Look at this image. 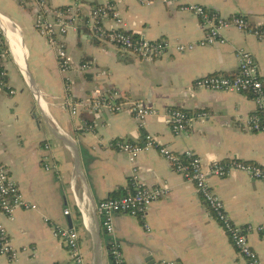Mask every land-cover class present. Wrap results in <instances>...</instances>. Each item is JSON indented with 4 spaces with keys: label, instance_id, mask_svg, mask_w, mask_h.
Returning a JSON list of instances; mask_svg holds the SVG:
<instances>
[{
    "label": "crops",
    "instance_id": "crops-1",
    "mask_svg": "<svg viewBox=\"0 0 264 264\" xmlns=\"http://www.w3.org/2000/svg\"><path fill=\"white\" fill-rule=\"evenodd\" d=\"M47 1L53 8L70 4V0ZM151 1L148 5L138 0H82L81 5L87 12L91 6L115 4L136 40L174 44L203 39L200 20L182 12L181 4L203 5L227 18L244 16L252 24L264 25V0ZM36 9L34 0H0V31L8 51L0 69L8 72L9 85L0 88V162L24 197L38 207L17 210L13 220L0 210V226L19 251L17 260L0 256V264H73L46 219L78 232L86 264H112L108 249L112 236L102 226L97 205L132 193L135 175L149 186H166L168 194L151 206L145 219L115 215V236L127 264H246L195 186L156 150L142 152L132 163L128 154L110 144L120 139L138 144L152 134L160 145L176 153L191 150L207 165L239 157L264 166V132L243 127L257 110L250 94L188 92L199 77L235 75L240 51L253 55L264 81V42L229 28L222 32L225 43L184 54L171 49L148 61L104 44L81 28L67 36L74 68L64 74L56 51L34 28ZM84 62L90 68L81 73L77 66ZM110 91L140 102L153 114L144 120L128 112L96 116L84 111L73 116L67 106L70 98L79 101ZM173 110L194 119L180 134L171 127ZM89 125L97 126L95 133ZM210 184L236 224H264L261 182L235 172L211 178ZM249 241L264 264V235L253 232Z\"/></svg>",
    "mask_w": 264,
    "mask_h": 264
},
{
    "label": "built area",
    "instance_id": "built-area-1",
    "mask_svg": "<svg viewBox=\"0 0 264 264\" xmlns=\"http://www.w3.org/2000/svg\"><path fill=\"white\" fill-rule=\"evenodd\" d=\"M26 0H20L25 2ZM37 9L34 13V28L37 33L45 38L49 46L56 51L57 59L62 73L74 68V62L67 48V36L70 32H79L84 28L91 36L109 46L134 54L142 59L152 61L163 56L168 50L178 53H189L197 47H206L225 43L226 38L222 32L229 28H235L240 32L254 36L260 42H264V25L252 24L244 16L227 18L219 12L210 10L199 4H181L182 12L191 13L200 20L204 31V38L193 43H170L168 41L136 40L126 29V23L121 12L115 4L105 3L91 6L87 12L82 10V0H70L65 8H53L47 0H34ZM150 5L151 0H138ZM164 3L178 2V0H162ZM112 22L113 27L106 24ZM8 51L5 48L0 31V60L6 61ZM238 69L235 75H207L194 80L188 88V92L196 90L222 91L228 93L250 94L256 103L257 110L243 127L253 132H264V81L260 76L257 62L253 55L246 51H240L237 55ZM90 68L89 62L81 63L77 69L85 73ZM8 72L0 69V88H8ZM11 94L15 92L11 91ZM67 106L73 116H79L82 112H89L96 116L103 112L123 113L135 115L139 120L153 114V110L137 101L125 99L119 92L110 91L99 94L94 98L75 101L68 99ZM203 118L205 115L199 114ZM169 120L173 131L177 134L184 132L191 124L192 115L185 111L173 110L169 114ZM97 126L89 125L88 130L95 133ZM110 147L128 154L132 163L138 156L151 149L156 150L186 182L193 184L201 196L204 204L215 220L221 225L235 250L245 260L246 264H263L259 254L250 244L249 236L253 232L264 235V224L239 226L229 216L222 198L215 192L210 184L211 178H226L232 173L240 172L251 179L264 185V166L244 162L239 157L229 161H214L205 164L202 159L186 150L176 153L166 146H162L156 137L149 134L142 143H132L125 139L116 140ZM51 167L46 166V170ZM135 190L127 195L117 198H107L97 205V215L102 226L112 239L109 244V254L112 264H127L121 243L115 236L114 217L117 214H126L135 218L145 219L151 206L168 194L166 186H149L134 176ZM35 204L29 202L22 194L11 172L0 162V210L10 219H14L17 210H37ZM69 210L64 215H69ZM53 226V236L62 241L67 247L73 264H86L80 246V236L73 229L62 228L46 219ZM147 231L150 226L145 224ZM0 256L10 260H17L19 251L13 247L7 230L0 226ZM155 264H173L162 261Z\"/></svg>",
    "mask_w": 264,
    "mask_h": 264
},
{
    "label": "rangeland",
    "instance_id": "rangeland-1",
    "mask_svg": "<svg viewBox=\"0 0 264 264\" xmlns=\"http://www.w3.org/2000/svg\"><path fill=\"white\" fill-rule=\"evenodd\" d=\"M19 6H20L21 8H23V9H26L25 5H21V4H19Z\"/></svg>",
    "mask_w": 264,
    "mask_h": 264
},
{
    "label": "water",
    "instance_id": "water-1",
    "mask_svg": "<svg viewBox=\"0 0 264 264\" xmlns=\"http://www.w3.org/2000/svg\"><path fill=\"white\" fill-rule=\"evenodd\" d=\"M71 229H72V226H71ZM151 264H155V263H151Z\"/></svg>",
    "mask_w": 264,
    "mask_h": 264
}]
</instances>
